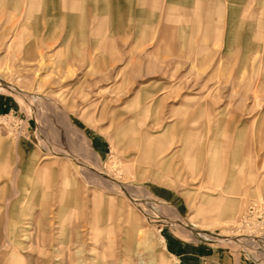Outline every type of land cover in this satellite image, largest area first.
Segmentation results:
<instances>
[{"label":"rangeland","instance_id":"rangeland-1","mask_svg":"<svg viewBox=\"0 0 264 264\" xmlns=\"http://www.w3.org/2000/svg\"><path fill=\"white\" fill-rule=\"evenodd\" d=\"M0 264H264V0H0Z\"/></svg>","mask_w":264,"mask_h":264},{"label":"bare ground","instance_id":"bare-ground-1","mask_svg":"<svg viewBox=\"0 0 264 264\" xmlns=\"http://www.w3.org/2000/svg\"><path fill=\"white\" fill-rule=\"evenodd\" d=\"M28 227V226H27Z\"/></svg>","mask_w":264,"mask_h":264}]
</instances>
